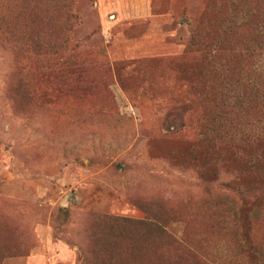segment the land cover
Wrapping results in <instances>:
<instances>
[{
  "label": "rangeland",
  "instance_id": "1",
  "mask_svg": "<svg viewBox=\"0 0 264 264\" xmlns=\"http://www.w3.org/2000/svg\"><path fill=\"white\" fill-rule=\"evenodd\" d=\"M263 14L11 0L14 40L40 48L0 46V264H144L128 244L147 264H264Z\"/></svg>",
  "mask_w": 264,
  "mask_h": 264
},
{
  "label": "trees",
  "instance_id": "2",
  "mask_svg": "<svg viewBox=\"0 0 264 264\" xmlns=\"http://www.w3.org/2000/svg\"><path fill=\"white\" fill-rule=\"evenodd\" d=\"M3 1L4 0H0V46H2L4 50H6L8 54H10V56H11V50L17 51L19 53H24L27 50V47H33L35 48V50L39 49L40 45L38 47V43H30V42L27 43V41L25 40H18V41L14 40L15 26L11 24V0H6L5 1L6 3L4 5H3ZM262 16L264 17V14ZM15 75L17 77V79H15L17 82L12 85V90L14 91L15 97L20 98L21 100L33 99L35 97V93L31 91L28 87L27 75L25 74V71L21 66V64L15 68ZM7 80H8V89L11 94V70L9 76L7 77ZM262 130L264 134V126L262 127ZM105 220L121 222L122 224H127V225L131 223L129 219L121 220L119 218H105ZM144 224L145 225L148 224L147 226L149 228L156 227L154 221ZM124 253L129 260L131 259L132 262L141 261L144 264H147V262L143 260L149 256H152L153 250L148 246L128 244V246H124Z\"/></svg>",
  "mask_w": 264,
  "mask_h": 264
},
{
  "label": "crops",
  "instance_id": "3",
  "mask_svg": "<svg viewBox=\"0 0 264 264\" xmlns=\"http://www.w3.org/2000/svg\"><path fill=\"white\" fill-rule=\"evenodd\" d=\"M102 8L106 7L105 3L102 4ZM11 264H51L46 255L39 253H33L29 259L25 260H13L11 259Z\"/></svg>",
  "mask_w": 264,
  "mask_h": 264
}]
</instances>
